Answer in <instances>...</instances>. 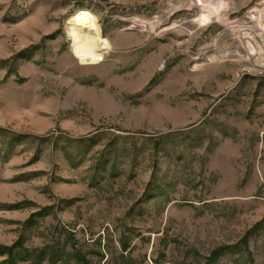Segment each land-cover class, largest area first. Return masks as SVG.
<instances>
[{
	"label": "rangeland",
	"instance_id": "obj_1",
	"mask_svg": "<svg viewBox=\"0 0 264 264\" xmlns=\"http://www.w3.org/2000/svg\"><path fill=\"white\" fill-rule=\"evenodd\" d=\"M255 10L0 0V264H264ZM85 11L113 47L96 67L67 33Z\"/></svg>",
	"mask_w": 264,
	"mask_h": 264
},
{
	"label": "bare ground",
	"instance_id": "obj_2",
	"mask_svg": "<svg viewBox=\"0 0 264 264\" xmlns=\"http://www.w3.org/2000/svg\"><path fill=\"white\" fill-rule=\"evenodd\" d=\"M229 6L225 3L211 4L210 7L204 9L203 13L217 18ZM156 26V24H152L153 29ZM252 31L253 29L244 30L243 35H240L238 39L241 47L248 53L249 62L257 68L264 69V48L259 44ZM67 33L71 40L73 56L82 66H100L105 62L106 55L113 50L110 41L103 36L98 19L89 11L74 16L69 22ZM257 34L264 36L261 31H257Z\"/></svg>",
	"mask_w": 264,
	"mask_h": 264
},
{
	"label": "crops",
	"instance_id": "obj_3",
	"mask_svg": "<svg viewBox=\"0 0 264 264\" xmlns=\"http://www.w3.org/2000/svg\"><path fill=\"white\" fill-rule=\"evenodd\" d=\"M256 10H258V9H256ZM256 10H255V15L256 16H263L264 14H263V12L261 11V10H259L260 12L258 13V12H256Z\"/></svg>",
	"mask_w": 264,
	"mask_h": 264
}]
</instances>
